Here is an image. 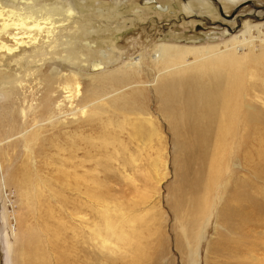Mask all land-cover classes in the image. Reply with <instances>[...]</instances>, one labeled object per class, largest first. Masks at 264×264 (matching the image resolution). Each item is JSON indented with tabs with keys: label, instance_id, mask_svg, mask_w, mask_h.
<instances>
[{
	"label": "rangeland",
	"instance_id": "rangeland-1",
	"mask_svg": "<svg viewBox=\"0 0 264 264\" xmlns=\"http://www.w3.org/2000/svg\"><path fill=\"white\" fill-rule=\"evenodd\" d=\"M69 1L68 30L41 19L36 66L13 63L0 24V264H264V0ZM32 4L68 0H0ZM174 43L188 62L171 75ZM214 69V113L209 76L202 96L160 90Z\"/></svg>",
	"mask_w": 264,
	"mask_h": 264
},
{
	"label": "bare ground",
	"instance_id": "bare-ground-1",
	"mask_svg": "<svg viewBox=\"0 0 264 264\" xmlns=\"http://www.w3.org/2000/svg\"><path fill=\"white\" fill-rule=\"evenodd\" d=\"M147 2H150L153 0H146ZM217 1V0H215ZM232 2H237L238 0H230ZM151 2V3H152ZM206 0L200 1V5L204 8L206 7ZM151 6V5H150ZM161 6V5H159ZM158 7V6H157ZM168 7V6H167ZM183 10L186 12L192 13L194 11L193 6L186 2L183 4ZM140 12L141 9L138 8L136 12ZM160 11V10H159ZM74 12V6L72 5L71 1L68 0V7L64 8L59 4H54L52 6L42 5V6H35L27 5L24 7H18V6H9L7 9L0 5V24H1V31L3 34L9 36L8 41H1L3 43V46H5V50L8 52V55L10 59L13 61V63L17 64L19 61L24 60L26 63L30 62V66H36V62H33L31 60L33 57L31 56V51L35 50V48H39L42 45L45 46V44H48L51 40V37L47 36V38L44 40L42 39L43 29L41 19L46 18L50 22L53 23L52 27H55L59 29V31H62L64 29H67V26L70 24V16H72ZM207 12V11H205ZM42 19V20H43ZM237 19V18H236ZM243 26L250 25L247 21L241 23ZM68 30V29H67ZM249 32H251V27H248ZM13 31V32H11ZM86 33L92 35L95 33V30H88ZM45 36V35H43ZM235 40H238L237 38ZM251 40V39H250ZM249 40V41H250ZM65 44L62 46H70L71 40L67 36V38L64 39ZM167 45V46H165ZM197 49L198 46L194 45ZM255 47V44L252 45L249 43L248 47ZM62 48V47H61ZM205 49L208 53V59L211 60V63H215L216 57L222 58V51L218 50L215 46L206 47ZM66 49V48H65ZM186 45L180 44V43H174V44H159V63L162 65L161 72H165L166 74H174L178 73L181 69L184 70L183 67L186 65L184 62H188L186 60V57H183V54L188 50ZM200 50V49H199ZM252 50V48L250 49ZM197 52V55L195 57L202 58L203 60L207 59L206 52L204 51H195ZM45 53V52H44ZM42 53L41 56H44L45 54ZM217 54V56H216ZM45 57V56H44ZM47 57V56H46ZM46 59V58H45ZM31 60V61H29ZM45 61V60H44ZM43 62V61H42ZM50 62V61H49ZM38 64H41V61L38 62ZM60 64V63H59ZM52 66L55 67V63L51 62ZM188 65V63H187ZM44 66V65H43ZM57 66V65H56ZM93 66L95 68H102L103 63L101 60L94 61ZM102 66V67H101ZM35 68V67H34ZM58 68V67H57ZM55 68L57 70L56 72L52 73L53 77L57 78V75L60 74L61 70H58L60 68ZM67 68V67H65ZM64 68V69H65ZM67 69H72L73 66L69 67ZM215 71L210 72H204V74H198L196 75V78H193L194 84H192V77H185V76H177L169 79L166 82V85H162L160 87L161 92L166 96H175V95H181L183 97H197L202 96L206 89V82H204L203 78L205 76H209L208 85L212 89L211 93V109L212 113L216 110V97L223 94L224 96L227 95V92H222V83L217 82L216 83V69ZM65 71V70H64ZM67 72V71H66ZM65 73V72H64ZM60 77V76H58ZM202 89V91H200ZM204 90V91H203ZM61 107V105H60ZM56 113H62L58 110H56ZM54 116H51L49 120H52ZM159 163L163 165L164 169L166 170V160L160 156ZM162 172V171H161ZM160 177L157 179V184H161L166 177V173H163L159 175ZM158 185V186H159ZM102 212V211H101ZM80 219L83 220V222H86L85 219L80 217ZM107 233L113 234L114 231L112 229V226L107 229ZM99 239H101V252L104 254V250L106 248L110 247V252L114 250V248L119 249L121 246L119 244L113 243L110 238L102 236L101 233L97 235ZM204 237V233L200 234V238ZM127 238V237H126ZM126 238H122L120 240L124 241ZM198 238V237H197ZM119 240V241H120ZM124 250V249H123ZM115 253V252H114ZM113 253V254H114ZM124 253H126L124 251ZM197 253V252H196ZM24 254V253H22ZM195 256V255H194Z\"/></svg>",
	"mask_w": 264,
	"mask_h": 264
},
{
	"label": "flooded vegetation",
	"instance_id": "flooded-vegetation-1",
	"mask_svg": "<svg viewBox=\"0 0 264 264\" xmlns=\"http://www.w3.org/2000/svg\"><path fill=\"white\" fill-rule=\"evenodd\" d=\"M154 2H156V0H153Z\"/></svg>",
	"mask_w": 264,
	"mask_h": 264
}]
</instances>
